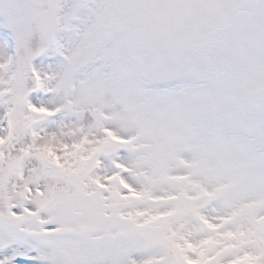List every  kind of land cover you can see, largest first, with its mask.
<instances>
[{"label":"snow or ice","instance_id":"obj_1","mask_svg":"<svg viewBox=\"0 0 264 264\" xmlns=\"http://www.w3.org/2000/svg\"><path fill=\"white\" fill-rule=\"evenodd\" d=\"M0 264H264V0H0Z\"/></svg>","mask_w":264,"mask_h":264}]
</instances>
